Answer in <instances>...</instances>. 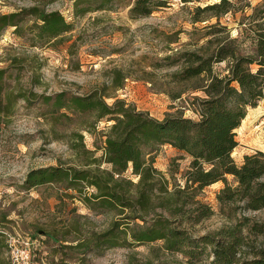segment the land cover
<instances>
[{"label":"trees","instance_id":"trees-1","mask_svg":"<svg viewBox=\"0 0 264 264\" xmlns=\"http://www.w3.org/2000/svg\"><path fill=\"white\" fill-rule=\"evenodd\" d=\"M181 1L192 4L190 22L195 25L191 34L200 31L205 37L214 35L215 39H208L209 44H218L208 50L204 45L194 51L182 50L154 65L178 67L171 74L172 83L193 82L194 89L204 91L205 96L196 102L197 119L170 112L159 119L126 99L114 98L110 103L106 89H93L87 94L63 90L45 95L34 91L32 96L20 91L14 96L6 91L13 73L9 67L0 69V103L5 104L2 112L12 111L19 99L34 104L40 97L37 102L51 117L53 131L64 116L76 122L68 139L73 163L36 167L27 173L22 187L57 184L72 190L65 194L79 196L92 211L117 216L107 230L91 233L74 245L77 248L98 253L114 246L160 242L166 251L183 255L191 264L204 256H211L212 264H264V220L253 221L238 214L240 210L264 208V151L245 154L241 164L232 155L239 144L236 130L248 109L264 99V0L253 5L247 0ZM168 2L135 0L129 9L131 17L149 16ZM113 5L114 0H75L73 12L83 16ZM238 11L243 12L238 20L239 37H231L227 25L220 21L224 15ZM29 16L35 19L27 28L33 32L36 45L54 42L73 29L62 12L33 6L0 14V38L8 27L24 34L22 22ZM203 22L208 24L198 28L197 23ZM224 33L226 36L216 37ZM245 43L248 45L244 49ZM222 62L224 70L217 71L215 65ZM120 75L117 72L113 78L117 89L123 86L124 77ZM100 121L111 123L103 131L102 147L92 150L86 145L84 130L96 133ZM166 144L191 157L184 184L175 189L166 186L168 180L162 182L154 165V152ZM99 148L103 150L100 156L96 154ZM103 163L109 167H102ZM129 169L136 181L127 175ZM229 175L233 181L228 180ZM218 181L224 183L216 194L220 213L234 222L196 236L190 227L215 214L199 195ZM5 250L7 236L0 233V262Z\"/></svg>","mask_w":264,"mask_h":264},{"label":"rangeland","instance_id":"rangeland-1","mask_svg":"<svg viewBox=\"0 0 264 264\" xmlns=\"http://www.w3.org/2000/svg\"><path fill=\"white\" fill-rule=\"evenodd\" d=\"M134 1L114 0L112 8L75 16V0H0V14L36 6L45 11L62 12L73 27L47 45L33 42V32L27 27L34 17L29 16L22 22L24 34L16 33L14 27L6 28L0 38V69L9 67L13 73L6 91L13 92L14 96L20 91L32 96L34 91L45 95L63 90L87 94L93 89H106L110 103L114 98L126 99L159 119L168 112L197 119L196 102L198 97L205 96L204 91L194 89L193 82L172 83L171 74L178 67L154 64L182 50L194 51L203 45L206 50L215 47L218 43L208 41L215 36L205 37L200 31L191 34L195 25L190 22L192 4L169 0L149 16L132 18L129 9ZM247 1L253 5L261 0ZM242 15L238 11L221 19V25H227L231 37H239L238 20ZM207 24L197 23V26L201 29ZM224 36L225 33L216 37ZM247 45L242 47L245 49ZM215 67L221 72L225 63ZM117 72L124 77L119 89L113 82ZM36 102L19 99L8 113L2 112L5 104L0 103V228L22 240L38 239L40 243L31 264H191L183 255L166 251L160 242L136 247L114 246L98 253L74 246L91 233L107 230L117 216L92 211L79 196L65 194L72 190L57 184L22 187L27 173L36 167L73 163L68 139L76 122L64 116L56 122L53 131L51 117ZM248 110L241 128L236 130L239 144L232 155L238 164L243 162L245 154L258 149L264 151V99ZM109 123L100 121L96 133L84 130L90 149L102 147L103 131ZM102 153L101 148L96 152L99 156ZM153 155L162 182L168 180L169 189L183 186V175L191 157L170 144L159 147ZM102 167L109 165L103 163ZM126 173L137 180L131 169ZM228 180L233 181V176L229 175ZM223 186L218 181L201 191L199 199L210 204L215 214L190 227L196 236L233 224L232 219L220 213L216 198ZM238 214L253 221L264 220V208L240 210ZM1 256L0 264H10L7 250ZM212 260L211 256H204L195 264H212Z\"/></svg>","mask_w":264,"mask_h":264},{"label":"built area","instance_id":"built-area-1","mask_svg":"<svg viewBox=\"0 0 264 264\" xmlns=\"http://www.w3.org/2000/svg\"><path fill=\"white\" fill-rule=\"evenodd\" d=\"M0 233L7 236V246L10 255V264H31L35 250L39 245L37 238L31 237L21 239L20 237L13 236L6 230L0 228Z\"/></svg>","mask_w":264,"mask_h":264},{"label":"bare ground","instance_id":"bare-ground-1","mask_svg":"<svg viewBox=\"0 0 264 264\" xmlns=\"http://www.w3.org/2000/svg\"><path fill=\"white\" fill-rule=\"evenodd\" d=\"M244 120V119H243ZM241 128V127H240ZM240 128H238V129H240Z\"/></svg>","mask_w":264,"mask_h":264}]
</instances>
